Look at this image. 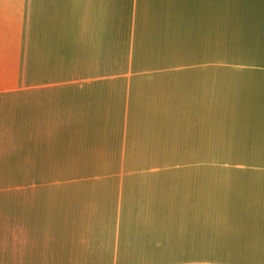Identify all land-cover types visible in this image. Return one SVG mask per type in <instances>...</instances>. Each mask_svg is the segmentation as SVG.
<instances>
[{
  "label": "crops",
  "instance_id": "obj_1",
  "mask_svg": "<svg viewBox=\"0 0 264 264\" xmlns=\"http://www.w3.org/2000/svg\"><path fill=\"white\" fill-rule=\"evenodd\" d=\"M14 137L26 163L46 138L91 168L211 154L213 188L197 173L191 195L69 197L84 223L23 228L0 264H206L207 249V264H264V0H0V138Z\"/></svg>",
  "mask_w": 264,
  "mask_h": 264
},
{
  "label": "rangeland",
  "instance_id": "obj_2",
  "mask_svg": "<svg viewBox=\"0 0 264 264\" xmlns=\"http://www.w3.org/2000/svg\"><path fill=\"white\" fill-rule=\"evenodd\" d=\"M221 65H228V59L222 58ZM42 76L46 85L69 80V75L44 74L39 75L40 81ZM29 81H33L31 76ZM20 142V138H0V241L16 240L12 237L20 236L17 232L26 227L84 223L69 216V197H156L167 190L191 195L200 187V177L198 181L193 178L197 173H204V197H212L211 154L189 155L186 167L172 160L169 169L161 170L91 168L102 164L79 163L85 155L72 152L79 146H70L68 139L46 138L44 161L39 164L26 163L31 158L19 153ZM50 150L58 151L56 159ZM196 162L202 163L197 166ZM83 165L90 167H79ZM203 252L206 264L211 263V249Z\"/></svg>",
  "mask_w": 264,
  "mask_h": 264
}]
</instances>
